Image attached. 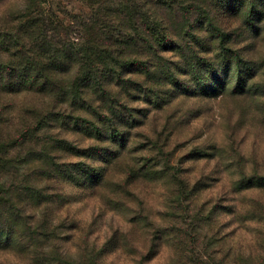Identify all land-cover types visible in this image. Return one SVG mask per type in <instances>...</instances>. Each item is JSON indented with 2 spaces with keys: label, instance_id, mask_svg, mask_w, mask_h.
Listing matches in <instances>:
<instances>
[{
  "label": "trees",
  "instance_id": "obj_1",
  "mask_svg": "<svg viewBox=\"0 0 264 264\" xmlns=\"http://www.w3.org/2000/svg\"><path fill=\"white\" fill-rule=\"evenodd\" d=\"M56 1L25 0L24 10L0 24V257L13 259L9 264H108L128 235L115 230L91 245L74 224L68 229L84 237L81 256L64 254L50 215L70 199L38 184L106 189L123 164L129 177L160 179V160L137 157L144 137L149 148L140 151L162 152L169 174V154L156 141L162 135L145 131L146 121L182 96L243 98L264 122V59L241 48L251 38L264 44V0H82L81 13L65 12ZM20 96L36 100L18 104ZM240 182L239 192L249 188ZM256 208L240 213L261 225L255 250L219 264H264V213ZM29 210H44L42 221ZM145 227L151 240L137 264L151 263L161 246L178 264H213L189 251L198 236L151 221Z\"/></svg>",
  "mask_w": 264,
  "mask_h": 264
},
{
  "label": "rangeland",
  "instance_id": "obj_2",
  "mask_svg": "<svg viewBox=\"0 0 264 264\" xmlns=\"http://www.w3.org/2000/svg\"><path fill=\"white\" fill-rule=\"evenodd\" d=\"M56 2H60L59 7L65 12L87 11L82 0ZM25 8V0H0V24L8 15ZM251 40L241 46L246 47V56L255 53L256 59H264V44ZM17 98L18 104L36 100L32 96ZM37 102L43 101L39 98ZM255 107L254 102L247 103L243 98L182 96L160 112H151L145 131L162 135L156 141L162 140L164 151L169 154L170 173L166 171L169 166L162 162V152L140 151L141 147L149 148L145 133L139 134L144 138L138 139L137 157L160 160V166L155 169L160 179L129 177L130 172L125 171L128 167L123 164L112 171L113 185L106 189L40 182L38 186L51 188L49 193H60L70 199L67 204L53 205L50 215L62 252L74 258L81 256L84 237L68 229L74 224L85 230L91 245H102L118 230L121 237L128 235V238L122 240L121 251L109 256L108 264H137L151 240V233L145 227L149 221L162 230L177 226L188 231L191 238L198 236V241L192 240L191 244L189 241V251L196 257L208 256L213 264L228 256L254 251V238L261 225L244 222L240 213L253 209V205H257L260 214L264 213V122ZM81 144L88 147L87 142ZM65 161L77 163L85 159L66 157ZM233 162L240 165L231 167ZM32 166L30 163L20 167V174H26ZM246 180L249 188L239 192L240 181ZM42 212L29 210L38 221L43 219ZM137 218L140 224L131 223ZM174 255L169 248L161 246L149 264H178ZM11 261L0 257L2 264Z\"/></svg>",
  "mask_w": 264,
  "mask_h": 264
}]
</instances>
